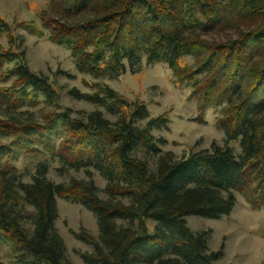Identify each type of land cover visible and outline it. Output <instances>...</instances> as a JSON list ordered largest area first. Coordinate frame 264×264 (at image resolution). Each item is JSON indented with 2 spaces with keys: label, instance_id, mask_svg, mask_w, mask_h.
Instances as JSON below:
<instances>
[{
  "label": "trees",
  "instance_id": "trees-1",
  "mask_svg": "<svg viewBox=\"0 0 264 264\" xmlns=\"http://www.w3.org/2000/svg\"><path fill=\"white\" fill-rule=\"evenodd\" d=\"M50 2V39L69 50L80 73L136 71L142 56L176 69L180 57L192 56L193 73L202 74L194 83L200 109L225 101L217 125L225 142L238 140L240 153L215 143L181 157L163 151L158 143L165 139L151 130L166 117H150L145 103L128 102L108 85L67 91L96 106L81 116L58 111L56 90L48 76L30 70L24 49L0 48V137L11 139V154L35 159L29 174L11 154L0 164V252L8 257L0 254V264H71L55 227L56 197L95 216L97 236L72 231L91 246L79 252L84 264H216L223 245L209 249V231L193 232L185 217L228 215L236 193L264 207V0ZM0 26L8 29L1 19ZM213 31L224 37L204 38ZM49 160L57 172L82 170L87 180L52 181ZM92 171L105 180V197ZM146 220L154 221L151 232Z\"/></svg>",
  "mask_w": 264,
  "mask_h": 264
},
{
  "label": "rangeland",
  "instance_id": "rangeland-1",
  "mask_svg": "<svg viewBox=\"0 0 264 264\" xmlns=\"http://www.w3.org/2000/svg\"><path fill=\"white\" fill-rule=\"evenodd\" d=\"M51 6L50 0H0V19L8 26L7 30L0 28V48L14 52L24 49L25 61L30 70L48 76L56 90L58 111L68 107L71 109V116H81L96 106L73 98L67 91L76 88L80 92L93 93L97 85H108L128 102L145 103L150 117H166L165 126L151 130L155 137L165 139L164 143H158L163 151L170 150L176 157H181L191 151L209 148L211 143H215L228 144L235 155L240 153L238 140L225 142L223 131L217 125L223 115L225 101L219 104L207 102L200 109L198 94L194 93V83L202 74L193 73L197 66L192 56L180 57L176 69L170 68L164 61L147 63L142 56L136 71L127 68L124 73L112 77L80 73L73 65L69 50L50 39L47 16ZM240 8L239 2L238 9ZM219 37H224L221 31L204 35L209 41ZM180 77L187 78L180 81ZM104 116L110 120L115 119V116L106 112ZM10 141L9 137H0V164L4 163L3 158L11 154ZM11 155L19 170L23 171L26 167L27 174L34 171L33 157L19 150ZM154 159H149L151 167ZM49 163L47 177L54 182L68 183L71 178L87 180L82 170L70 169L59 173L55 170L57 161L49 160ZM92 179L99 196L105 197V180L96 171H92ZM23 180H29V176L25 175ZM235 195V205L228 215L218 219L188 215L185 217L187 226L193 232L209 231V249L215 250L223 245V253L216 264H264V207L254 208L243 194ZM56 206L58 217L55 227L64 241L66 257L71 264H84L79 252L91 251V246L77 239L72 231L79 232L83 228L97 236L95 216L82 205L62 197H56ZM153 225L154 221L146 220L149 232ZM0 254L7 261L8 257L2 252Z\"/></svg>",
  "mask_w": 264,
  "mask_h": 264
}]
</instances>
